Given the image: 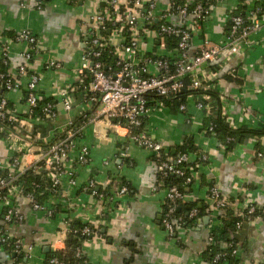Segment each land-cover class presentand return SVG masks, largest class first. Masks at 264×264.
<instances>
[{"label":"crops","instance_id":"1","mask_svg":"<svg viewBox=\"0 0 264 264\" xmlns=\"http://www.w3.org/2000/svg\"><path fill=\"white\" fill-rule=\"evenodd\" d=\"M153 1L157 9L167 6V0ZM237 1L214 0L201 31L191 36L190 53L202 39L216 44L224 40V26ZM105 3L106 0H0V62L4 57L8 62L0 71L3 67L12 77H18L22 53L30 45L11 39L21 31L31 32L38 50L28 68L40 76L38 90L42 97L58 102L60 92L75 82V72L82 63L83 31L92 14ZM107 38L112 45L121 42L113 32ZM155 41L152 33L141 37L139 51L152 50ZM247 41L248 45L227 58L215 75L214 89L221 95L222 114L232 127L264 125V27L251 32ZM158 52L163 53L162 49ZM48 61L58 66L44 67ZM27 79L23 76L18 88L1 92L9 107L20 116L27 110L24 102ZM194 102L186 99L183 111L164 103L151 107L142 121V129L161 143L164 153L172 155L175 147L189 138L196 150L188 154V160L195 163L199 152L204 155L205 160L197 162L196 176L183 189L184 204L179 208L186 211L188 205L195 203L203 213L200 218L168 234L160 224L164 189L156 182L151 153L128 139L122 127L109 126L93 111L90 117L93 120L85 122L72 151L64 159V172L58 177V196L48 198L41 209H33L30 200L19 193L0 201V228L21 242L20 252L13 247L0 248V264H43L51 242L56 249L63 248L67 227L62 223L64 214L46 215L53 205L70 211L73 218L97 230L80 244L87 264H200L206 237L217 227L220 213L206 197L211 185L229 200L235 212L242 211L249 202H255L264 211V136L244 137L226 150L205 132L206 118ZM56 108L55 122L41 124L45 140L61 133L65 122L86 107L74 94L71 110L64 111L59 103ZM30 123L33 127L38 124ZM80 146L88 151L85 164L76 162ZM39 153L37 146L24 151L19 169L39 161ZM15 154L0 137V168L4 172ZM67 173L73 184L68 183ZM89 179L111 198L98 200L91 195L86 189ZM115 183L124 185L126 192L117 194ZM6 207L15 209L23 219L7 221ZM231 236L237 246L239 264H264V213L244 221Z\"/></svg>","mask_w":264,"mask_h":264},{"label":"built area","instance_id":"2","mask_svg":"<svg viewBox=\"0 0 264 264\" xmlns=\"http://www.w3.org/2000/svg\"><path fill=\"white\" fill-rule=\"evenodd\" d=\"M189 1L167 0L165 9H157L153 0H106V3L92 14L83 31L82 63L75 72L76 80L74 82L81 87L80 99L86 108L91 101L96 102L94 112L97 116H100L111 127H122L128 139L151 153L156 182L164 189L160 224L168 234H174L196 214V210L191 209L185 216H173L178 201L183 200V192L178 189L175 183L170 182V178L173 176L183 177V184H189L196 176L197 162L204 161L205 157L199 152L194 168L187 166L188 153L180 152L173 160L162 156L163 146L161 143L150 138L142 129V121L148 110L154 106H161L162 103L157 100L148 104L149 100L146 94L170 98L174 97L182 88H186L193 91L186 96V99H194V106L208 116L211 107L206 100L209 97L196 91L214 89L215 75L220 65L243 46L248 45L247 37L251 32L264 27V0H238L236 6L238 4L241 6L242 13H229L228 24L223 33L224 40L216 44L202 39L195 50L190 53L188 48L191 36L201 31L214 0H195L191 5ZM154 19L160 21V24L156 29H149L148 26ZM102 30L115 33L120 37L121 42L112 45L107 37L100 34ZM148 33H152L157 40L163 35H175L177 43L174 55L168 58L161 56L158 52L159 48L157 52L152 53L153 57L146 55V52L141 53L138 41ZM11 40L25 41L30 45V49L22 53L23 62L17 68L18 77H12L7 72L0 71V92L18 88L20 86L19 79L27 76L24 94L27 110L26 116L18 115L9 107L7 98L0 94V137H3L8 146L16 152L15 156L11 158L9 169L5 173H0V200L2 202L7 201L15 194H22L21 185L14 184V181L20 173L28 168H32L34 171L45 170L47 177L51 180V185H58V177L64 172V159L72 151L74 140L86 122L75 125L73 119H68L60 133L61 137L51 142L45 150L34 143L33 126L30 122H42L44 119H48L50 124L54 123L58 112L56 104L59 103L64 111L71 110L74 94L69 93L70 87L61 91L58 102L51 100L42 105L43 119L34 117V112L42 97L38 90L40 76L31 72L28 64L38 50V43L36 37L26 30L13 35ZM105 47L109 48L114 56L113 64L108 67L103 66V62L99 60ZM5 49L4 47L3 54ZM1 64L7 66L8 62L5 57L1 60ZM53 66L57 67L58 64L48 61L44 65L46 68ZM85 78L87 81L84 84ZM218 99L219 101L221 99L219 94ZM184 105L185 102L179 103L178 110L183 111ZM91 120L93 118H89L87 121ZM133 129L135 132L132 131ZM207 130L212 131L211 125L207 127ZM34 146L39 148V161L25 169H19L20 155ZM87 161L88 151L86 147L80 146L77 148L76 162L85 164ZM184 163H186L185 168L188 169L189 175H185L184 167L180 166ZM67 174L68 183L73 184V179L69 173ZM115 184L117 185V194L126 192L124 185ZM86 189L98 200L111 198L110 194L99 190L92 179L87 181ZM25 196L30 200L33 209L42 208L33 194L26 193ZM206 197L210 205L217 211H221L229 204V200L223 197L213 185L208 188ZM256 208L258 214L254 213ZM263 213L264 211L255 202L245 203L242 211H236V215L240 219L235 223V230L240 228L244 221H251L262 216ZM46 215L51 216V209L46 210ZM4 216L7 221L19 222L23 219V216L12 207L6 208ZM62 223L66 226L64 220ZM80 232L89 238L95 235L97 230L85 225L80 229ZM212 243H214V239L208 234L205 246ZM3 245H12L15 252L21 250L20 240L13 238L8 231L0 228V248ZM231 245L232 241H229L226 247ZM50 247L51 250H58L54 242L50 243ZM29 251L30 247H28L26 255L29 254ZM236 252V248H231L229 255H234ZM225 255L226 252L218 251L212 256L210 262L201 259L200 264H223ZM47 264L61 263L52 257Z\"/></svg>","mask_w":264,"mask_h":264},{"label":"trees","instance_id":"3","mask_svg":"<svg viewBox=\"0 0 264 264\" xmlns=\"http://www.w3.org/2000/svg\"><path fill=\"white\" fill-rule=\"evenodd\" d=\"M179 1V0H178ZM192 1H189V4L191 5ZM231 12H241V6L238 4ZM160 24V21L158 20H151V24L148 26L149 29H156L158 25ZM228 22L224 26V28L227 27ZM100 34L104 37H107L109 35V32L106 30L100 31ZM156 42V43H155ZM154 42V45L152 47V50L146 52V55H152V53L157 52V49H162L163 53L159 54L161 56L170 57L174 55L177 43V37L175 35H163L160 39H156ZM166 52V53H165ZM167 53H170L169 55H166ZM111 50L107 47H105L100 55L99 60L103 62V66L108 67L113 64L114 58ZM153 57V55H152ZM3 66L0 62V67ZM214 69L215 67H211ZM2 71H4V68L2 67ZM87 78L84 79V84L86 83ZM80 92V93H79ZM191 90H188L186 88H182L174 97H168V98H162L153 94H146L147 99L149 100L148 104H151L154 101H160L164 104H169L173 106H178L179 103L186 101V96L190 94ZM198 93H204L208 95V99L206 102L210 105L211 110L210 114L208 116H205L206 122L204 124V130L208 135L213 136L223 147L224 149L228 150L233 145L238 144L244 137L247 136H264V125L259 127H249L247 125H239L236 127L230 126L227 121L225 120V117L221 114V102L218 99V94L214 89H207V90H199L196 91ZM69 93H74L76 98H80L81 96V87L77 86L76 83H73L69 88ZM1 94V92H0ZM25 94V92H24ZM42 96V95H41ZM52 99L41 97L39 100V105L37 106L36 111L34 112V117L42 118V112L41 107L44 103L51 101ZM9 105V104H8ZM96 106V102H90L88 104V107L84 110H79L75 114L73 118V124H81L84 121H87ZM22 116H26V113L22 114ZM50 123L48 119H44L41 123L38 122V124L34 125L33 127V138L34 143L41 146L42 150H45L46 147L56 140L57 138L61 137V134L54 133L49 139L45 140L43 138L44 131L42 130L43 123ZM211 125V130L208 131L207 127ZM44 128V127H43ZM135 132V129L132 130ZM196 148L194 144L191 142L189 138H185L182 142H180L179 145L175 147L174 153L172 155L168 153L162 154V156L168 159H174V157L180 153H191L195 151ZM197 162V161H196ZM195 162V163H196ZM195 163L188 161L187 166H192L195 168ZM185 164H181V167H184L185 169V175H189V171L187 168H185ZM0 173H5L4 170L0 169ZM171 183H175L178 186V189L181 192H184V187L187 185L183 184V177L173 176L170 178ZM14 184H20L22 187V194L31 193L33 194L36 201L42 205V207L45 206V203L48 198H55L58 196L59 193V187L58 185H51V180L46 175V171L43 169H40L39 171H34L32 168H28L24 170L22 173L19 174L18 178L14 181ZM106 193V192H105ZM1 201V200H0ZM183 201H178L177 207L173 212V216H185L191 209L196 210V214L187 224H191L194 221H196L198 218L202 216V211L199 207L195 205V203H191L188 205L186 211L180 210L179 208L183 206ZM230 204V203H229ZM224 207L221 209L220 213L217 215V227L209 233L213 239L214 243L205 246V249L200 253V258L204 261L210 262L212 259V256L218 252V251H224L226 252V255L223 257L225 260V264H239L236 258V254L229 255V252L231 248H236V243L234 238L231 236V232L235 230V223L240 219L239 216L236 215L235 210H233L230 205ZM7 208V207H6ZM70 211L63 210L62 207L59 205H53V208H51V214L54 216L58 213H62L63 220L66 222V232L65 237L63 240V248L61 250H48L45 254V260L43 264H47L48 260L52 257H55L61 264H87L86 259L83 256V254L80 251V244L83 240L87 239L88 237L86 235L81 234L80 229L83 226H89L91 229L96 230L93 228L90 224L86 222H82L78 219L73 218L70 213ZM255 214H258L257 208L254 212ZM185 224V225H187ZM232 241V245L230 247H226V244ZM2 247H12V245H3ZM223 263V264H224ZM211 264V263H210Z\"/></svg>","mask_w":264,"mask_h":264}]
</instances>
